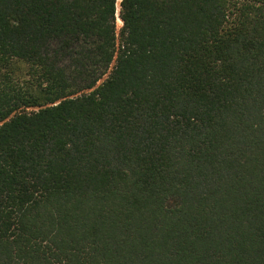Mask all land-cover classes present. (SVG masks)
<instances>
[{
	"label": "trees",
	"instance_id": "1",
	"mask_svg": "<svg viewBox=\"0 0 264 264\" xmlns=\"http://www.w3.org/2000/svg\"><path fill=\"white\" fill-rule=\"evenodd\" d=\"M0 264H264V0H0Z\"/></svg>",
	"mask_w": 264,
	"mask_h": 264
},
{
	"label": "rangeland",
	"instance_id": "2",
	"mask_svg": "<svg viewBox=\"0 0 264 264\" xmlns=\"http://www.w3.org/2000/svg\"><path fill=\"white\" fill-rule=\"evenodd\" d=\"M121 0H119V2H120ZM119 10V9H118ZM118 24L121 26L122 25V21H121V19L120 18H118Z\"/></svg>",
	"mask_w": 264,
	"mask_h": 264
}]
</instances>
